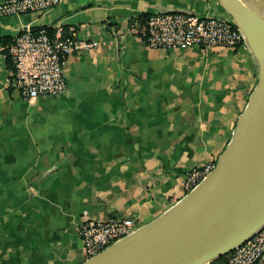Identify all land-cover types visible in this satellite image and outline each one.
I'll list each match as a JSON object with an SVG mask.
<instances>
[{"label": "crops", "instance_id": "crops-1", "mask_svg": "<svg viewBox=\"0 0 264 264\" xmlns=\"http://www.w3.org/2000/svg\"><path fill=\"white\" fill-rule=\"evenodd\" d=\"M162 11L229 18L218 0H60L0 17V264H80L84 220L149 223L229 143L258 79L251 50L154 48L127 33ZM27 26L98 41L67 56L59 95L9 86L6 45Z\"/></svg>", "mask_w": 264, "mask_h": 264}, {"label": "water", "instance_id": "water-1", "mask_svg": "<svg viewBox=\"0 0 264 264\" xmlns=\"http://www.w3.org/2000/svg\"><path fill=\"white\" fill-rule=\"evenodd\" d=\"M239 27L258 79L215 167L149 223L80 264H205L264 225V0H218Z\"/></svg>", "mask_w": 264, "mask_h": 264}, {"label": "built area", "instance_id": "built-area-1", "mask_svg": "<svg viewBox=\"0 0 264 264\" xmlns=\"http://www.w3.org/2000/svg\"><path fill=\"white\" fill-rule=\"evenodd\" d=\"M60 0H0V17L28 12L42 13ZM67 33L61 26L50 31L46 26L25 27L6 45L11 63L9 86L23 99L56 96L66 87L64 64L67 56L79 49L98 45L92 40L78 43L74 29ZM127 33L154 48L203 49L235 48L244 42L239 27L229 17L198 16L188 12L162 11L131 20ZM216 161L193 167L185 176L184 190L190 191L215 167ZM137 227L131 218L87 219L79 227L84 260L128 235ZM226 264H264V225L228 253Z\"/></svg>", "mask_w": 264, "mask_h": 264}, {"label": "trees", "instance_id": "trees-1", "mask_svg": "<svg viewBox=\"0 0 264 264\" xmlns=\"http://www.w3.org/2000/svg\"><path fill=\"white\" fill-rule=\"evenodd\" d=\"M47 29L50 31L51 28L47 27ZM7 58H8V56H7ZM227 257H228V253L224 254V255H220L219 257L215 258L213 261L217 262V263H221V264H226L227 263Z\"/></svg>", "mask_w": 264, "mask_h": 264}, {"label": "bare ground", "instance_id": "bare-ground-1", "mask_svg": "<svg viewBox=\"0 0 264 264\" xmlns=\"http://www.w3.org/2000/svg\"><path fill=\"white\" fill-rule=\"evenodd\" d=\"M261 209H264V198H263V202H262V205H261Z\"/></svg>", "mask_w": 264, "mask_h": 264}, {"label": "rangeland", "instance_id": "rangeland-1", "mask_svg": "<svg viewBox=\"0 0 264 264\" xmlns=\"http://www.w3.org/2000/svg\"><path fill=\"white\" fill-rule=\"evenodd\" d=\"M227 13V12H226ZM227 15L229 16V14L227 13ZM230 17V16H229Z\"/></svg>", "mask_w": 264, "mask_h": 264}]
</instances>
